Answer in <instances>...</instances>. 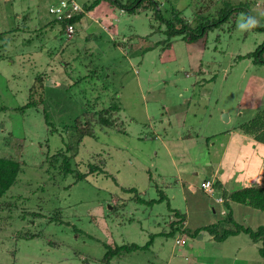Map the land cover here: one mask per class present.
I'll list each match as a JSON object with an SVG mask.
<instances>
[{"label":"rangeland","instance_id":"374dc122","mask_svg":"<svg viewBox=\"0 0 264 264\" xmlns=\"http://www.w3.org/2000/svg\"><path fill=\"white\" fill-rule=\"evenodd\" d=\"M55 2L0 0V31L27 20L24 31L0 40L6 43L0 47L6 56L0 60V106H7L0 112V157L22 166L3 198L13 205L0 211V264H105L106 244L127 243L144 249L115 256L111 264H264L261 243L245 231L221 240L209 230L194 236L184 230L219 224L222 236L239 225H264V211L252 205L254 213L238 211L235 225L220 214L223 204L209 212L214 201L186 192L190 182L200 186L211 175L210 161H219L224 148L225 168L235 162L246 167L242 175L256 176L255 167H262L263 150L251 154L249 143L238 150L239 136L229 131L258 111L242 97L252 76L264 84V63L243 56L264 42V29L238 25L249 11L264 26V0H233L244 9L222 26L194 42L178 34L169 43L167 23L149 0L132 11L103 0L67 43L50 13ZM172 2L190 21L200 5H225ZM169 4L161 6L165 18ZM33 85L35 98L43 92L44 102L21 109ZM109 106L120 108L112 112L114 127H103L94 111ZM88 117L93 134L84 136L73 168L87 173L98 164L104 171L78 179L77 172H64L62 156H49L75 141L76 126ZM174 209L185 213L183 224H176L180 229L173 228L179 219ZM35 211L46 216L36 218ZM52 215L56 220L50 223Z\"/></svg>","mask_w":264,"mask_h":264},{"label":"trees","instance_id":"16d2710c","mask_svg":"<svg viewBox=\"0 0 264 264\" xmlns=\"http://www.w3.org/2000/svg\"><path fill=\"white\" fill-rule=\"evenodd\" d=\"M60 1L61 0H57V2L54 3V5L56 3L58 4ZM77 1L80 2L79 0ZM102 1L103 0H92L88 2L87 1H84L82 3L80 2L81 10L74 12V14L70 18L64 16L61 19H59L57 18L56 15L53 14L55 16V21L61 25L60 32L62 34H65L69 40V41L67 40V43L73 40L74 35L77 30V26L78 25L81 26V24L83 26V21L90 17L91 10H93L94 7L100 4ZM110 1H112L113 4L118 5L122 11H129V10L132 11L134 10V7H136L135 4H137L139 1H140V4L143 3L142 2L143 0H128L126 3H124L122 0H110ZM232 1L233 0H223L225 5L217 6L213 10L208 9L207 8L208 6L204 5V8H203V6L200 5L199 9L196 11V13H194L195 17L192 20L193 22H196L194 27L191 24L192 21L188 20V18L183 16L184 10L179 9L178 5L174 4L172 0H165V1L149 0V3L151 5L153 4L155 10L158 13L157 16L160 14L161 20L167 23L166 33H168V43H169L172 37H175L178 34L179 35L185 34L184 38H186V40H188L189 42H194V41H197L199 37L205 36V34L207 33V31H209V29H214L215 26L216 27L222 26L225 22L230 20L231 16L236 12V10L244 9L243 2H240L239 4L234 5ZM169 2H170L169 8L165 10V11H168L169 18H165L163 11L161 9V6L162 5L167 6ZM248 17H252V14L249 11H247V18ZM199 19H202V20H199ZM26 21L25 20L21 21L23 23L20 28L17 25L15 28L0 31V40L7 33H14L18 30L24 31L23 28L26 27V24L24 22ZM86 23L88 24V26H90V22H86ZM69 25L74 26V33H73L74 35L71 36L70 38L67 34V28ZM255 27L264 29V26L261 27V26H258V24ZM5 44L6 43L0 44V47H4ZM50 53L52 54V52ZM243 57H251L253 58V61L255 63H264V42L260 44L253 52L248 53L244 55ZM3 58H6V56L3 54H0V60H2ZM36 78L37 80H40V82H42V76L38 75L36 76ZM41 86H43V84H41ZM36 91L37 90L33 85L31 87L29 101L25 105L21 106V109L26 110L28 107H31V106L39 107V105L44 102V99H43L44 97L42 95L43 92L40 93L41 96H40V99L38 100L35 98V94L37 93ZM6 108L7 106H2V107L0 106V112ZM119 108H120L119 106H109V107L102 108L98 111H94V113H98V119H99V123L101 126L103 127L113 126L114 127L115 122L113 121L114 119L112 117V112L118 111ZM45 120L47 123L49 122L48 115L45 116ZM90 125H92V117L91 118L88 117L86 124L85 125L82 124L80 128L76 126L78 128L77 131H79V135L75 141H71L70 144L68 143L69 145L66 148L64 149L61 148L56 154L49 156V157H55V159L58 158L59 156H62L63 163L61 167L62 169H64V172L66 174L77 172L75 174L78 177V179L85 178L87 174L89 173L98 172V171L100 172V169L101 171H104L98 164H90V170L87 173L78 172V169L73 168L72 160L76 157V155H78V152H79L78 148L81 142L83 141L84 136L93 134V131ZM238 128L242 130L243 132L253 136L256 140L264 142V106L260 108L255 113V115H253L252 118L239 124ZM51 159H52V162L54 163L53 158ZM21 172H22V166L20 162L12 158H9V157H0V211L5 208H11V206L13 205L10 202H5L3 198L10 191L12 186H14L17 183L19 174ZM206 180H212L213 188H214L213 194L218 193V195L220 196V197L218 196L219 199L222 198V201H219V200L218 201L224 202L226 204L227 211L225 214L226 215L225 220L227 222L229 223L235 222L234 217H233V211L229 203L230 200L233 202L241 203V204L252 205L254 208H259L260 210L264 211V186L262 185L250 186V187H246L243 189L228 192L222 188L221 184H218V182L215 183L213 179H206ZM216 190L221 191V192H216ZM126 191L132 192V191H135V188L133 187L127 188ZM131 198L143 199L142 197L137 196V195H134ZM174 210H175V215L179 218L178 220H175L172 223L173 228L175 229L176 224L178 222L183 224L186 217L184 216L182 218V216L185 215V213L182 212L181 210H178V209H174ZM28 213H32V211H29ZM41 216L43 217L46 215H44L41 212L35 211L36 218L41 217ZM54 220L56 219L55 217H53V215L49 217L50 223H52ZM235 225H237L236 222H235ZM177 228L180 229V226ZM184 230L188 231V233L191 236L197 235L204 230L205 231L209 230L212 232L214 238H219L221 240H225L230 235L236 234L240 231H245L251 236L253 242L261 243L260 253L264 257V225L259 226L257 230H254L251 227H245L243 225H239V226H236L234 230L226 229L223 232L222 236H219L220 234V232L218 231L219 224L204 225V226L198 227L194 232L190 231L188 228H185ZM175 231H172L171 234L172 233L174 234ZM38 235H39L38 233L29 234L30 237H35ZM106 247H107V252L105 253L103 257L105 264H111L112 258H114L115 256H120L124 254V252H131L137 249H144V246H141L136 243H130V244L127 243V244H121V245H116V246H114L113 244H106Z\"/></svg>","mask_w":264,"mask_h":264},{"label":"crops","instance_id":"0c3cea01","mask_svg":"<svg viewBox=\"0 0 264 264\" xmlns=\"http://www.w3.org/2000/svg\"><path fill=\"white\" fill-rule=\"evenodd\" d=\"M252 81L253 82L250 83L246 87V90L244 91L242 100H243V104L245 106H247L250 110H259L260 107L262 108V103H263V98H264V88H263L264 84L262 83L263 81H261L256 76H252ZM241 123H243V122L239 121V124H241ZM239 124L237 123L234 126L233 130L229 131V135L239 136L240 142L236 144L238 150H241L242 147H244L248 143L250 144V148L252 150L251 154H253V153L256 154L257 151H259L260 149L263 150V153L260 157L261 158L260 164H262V167L261 166H259L258 168L255 167L256 174H257L256 176H252V173L249 175L247 173L242 175V171L247 172L246 167L244 165L243 166L237 165L235 162H234V164L232 163L230 167H227V165H226L227 168H225L224 167L225 166L224 157L227 154V149L224 148L223 152L221 153L222 155H221L219 161H217V162L210 161L212 164L211 165L212 166L211 175L206 176L202 181H204L206 179H213L215 181V183L218 182V184H221L222 188L228 192H232V191L243 189V188L250 187V186H258V185L264 186V170H263V167H264V142L256 140L253 136L243 132L239 128L237 129L236 127H238ZM230 141L228 138L226 143H228ZM220 144L222 146L223 142ZM213 145H215V144H213ZM224 146H226V145H224ZM248 155H249V153H248ZM247 162H249L248 158H247ZM225 169H226V172L224 173ZM184 187H186L185 183H184ZM186 192L188 194L196 195L197 197L200 196V198L202 196H205L208 198V200H207L208 202L210 200L214 201L215 205L207 206L208 207L207 211L209 210V212H210V209H212L214 211V213L218 212L217 211L218 209L216 208V204L217 205L223 204V207L220 208L221 209L220 214L222 216H224V218H225L227 207H226V204L224 202L218 201L220 196L215 199L214 194H212V195L207 194L201 188V185L198 186L194 182L189 183ZM201 192L203 194H201ZM216 192H221V191L216 190ZM203 201L204 200H202L201 202H203ZM229 203H230L231 209L233 211V217H236L238 214V211L241 212V210L244 213H248V214L254 213L253 212L254 210L251 207V205L248 206V204H241V203L233 202L231 200Z\"/></svg>","mask_w":264,"mask_h":264},{"label":"built area","instance_id":"2783aa9c","mask_svg":"<svg viewBox=\"0 0 264 264\" xmlns=\"http://www.w3.org/2000/svg\"><path fill=\"white\" fill-rule=\"evenodd\" d=\"M79 10H81V5L78 3L77 0H61L58 4L56 3L50 9L51 13L56 15L57 18L59 19H61L64 16L70 18L74 14V12ZM73 33H74V26L69 25L67 28V34L71 36ZM201 187L207 194L214 193L212 180H204L201 183ZM219 201H222V198H220ZM178 242H180V240H178Z\"/></svg>","mask_w":264,"mask_h":264},{"label":"clouds","instance_id":"9594fccd","mask_svg":"<svg viewBox=\"0 0 264 264\" xmlns=\"http://www.w3.org/2000/svg\"><path fill=\"white\" fill-rule=\"evenodd\" d=\"M258 23H259V22H258L255 18H253V17H248L247 20H246V22L239 24L238 27H239L240 29H242V30H245V29H249V28H251V27H255V26H257ZM180 242H181V241H180Z\"/></svg>","mask_w":264,"mask_h":264},{"label":"water","instance_id":"95a60500","mask_svg":"<svg viewBox=\"0 0 264 264\" xmlns=\"http://www.w3.org/2000/svg\"><path fill=\"white\" fill-rule=\"evenodd\" d=\"M223 119H224L225 121H228V120H229V115H228L227 113H224V114H223Z\"/></svg>","mask_w":264,"mask_h":264}]
</instances>
